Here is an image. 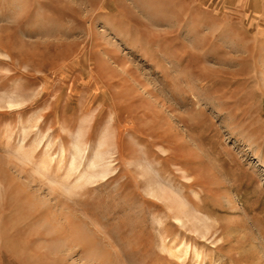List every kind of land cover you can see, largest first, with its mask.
Returning a JSON list of instances; mask_svg holds the SVG:
<instances>
[{
	"label": "rangeland",
	"instance_id": "rangeland-1",
	"mask_svg": "<svg viewBox=\"0 0 264 264\" xmlns=\"http://www.w3.org/2000/svg\"><path fill=\"white\" fill-rule=\"evenodd\" d=\"M19 1L0 0V264H171L184 243L264 264V0ZM166 121L182 156L160 174L201 237L150 184Z\"/></svg>",
	"mask_w": 264,
	"mask_h": 264
},
{
	"label": "bare ground",
	"instance_id": "bare-ground-1",
	"mask_svg": "<svg viewBox=\"0 0 264 264\" xmlns=\"http://www.w3.org/2000/svg\"><path fill=\"white\" fill-rule=\"evenodd\" d=\"M19 1V0H18ZM21 1H23V0H21ZM21 1H19L18 3H20ZM37 2V1H36ZM252 2H253V0H252ZM220 4V3H219ZM232 4V3H231ZM213 5V4H212ZM222 6V5H221ZM257 7V6H256ZM260 7V6H259ZM261 8V7H260ZM219 11V10H218ZM246 13V12H245ZM249 15V14H248ZM234 16V15H233ZM258 16V15H257ZM207 17V16H206ZM243 20V19H242ZM263 20V19H262ZM253 21V20H252ZM250 22V21H249ZM223 24V23H222ZM252 24V23H251ZM198 25V24H197ZM224 25H225V22H224ZM238 26V25H237ZM223 27V26H222ZM241 27V26H240ZM196 28V27H195ZM238 28V27H237ZM252 28V27H251ZM255 28V27H254ZM216 30V29H215ZM238 30H240V29H238ZM195 31H198L197 29H195ZM217 33V32H216ZM252 34V33H251ZM255 34V33H254ZM204 35V34H203ZM206 36V35H205ZM256 36V35H255ZM252 37H254V36H252ZM216 38V37H215ZM239 38V37H238ZM255 38V37H254ZM213 39V38H212ZM241 39V38H240ZM246 39V38H245ZM207 40V39H206ZM205 40V41H206ZM212 41V40H211ZM242 41H245V40H242ZM241 41V42H242ZM207 42V41H206ZM250 42V41H249ZM263 42V41H262ZM244 43V42H243ZM206 44V43H205ZM248 44V43H247ZM244 45H246V44H244ZM243 45V46H244ZM243 46H241V47H243ZM264 46V45H263ZM184 47V46H183ZM203 47V46H202ZM240 48V47H239ZM238 48V49H239ZM256 48V47H255ZM241 49V48H240ZM254 48H252V50H253ZM184 50H185V48H184ZM183 50V51H184ZM261 50V49H260ZM237 51V50H236ZM185 52V51H184ZM262 52H263V50H262ZM247 53V52H246ZM250 53V52H249ZM240 54V53H239ZM248 54V53H247ZM239 56H241V55H239ZM247 56V55H246ZM243 57V56H242ZM191 58H192V56H191ZM199 59V58H198ZM245 60V59H244ZM195 61H196V63H197V60L195 59ZM242 71V70H241ZM207 74V73H206ZM215 76V75H214ZM216 77V76H215ZM245 77V76H244ZM262 90V89H261ZM253 91V90H252ZM263 91V90H262ZM251 92V91H250ZM254 92V91H253ZM245 93V92H244ZM256 93H254V95H255ZM259 94V93H258ZM257 95V94H256ZM255 95V96H256ZM260 95V94H259ZM252 96V95H251ZM261 96V95H260ZM247 95H246V100H247ZM243 99V98H242ZM253 99V98H252ZM263 99V98H262ZM245 100V99H244ZM246 102V101H245ZM8 106H13V105H16V103H13L12 101H9L8 103ZM152 106H154V105H152ZM152 108V107H151ZM162 116V115H161ZM160 117V116H159ZM158 117V118H159ZM163 118V117H162ZM165 119V118H164ZM112 120H113V118L111 117V116H109V120H108V124H107V127H106V129L103 131V133H102V136H101V138H100V142H99V145H98V149L99 148H101V147H106L107 148V151L106 152H104V153H101V151H97L96 152V154H95V156L92 158V159H90L89 160V162H88V164H87V168L89 169V168H92L94 165H96V162L98 161V160H100L102 157H103V155L105 154V153H107V152H111V150L113 149V147H114V144H115V139H114V137H112V130L110 129L111 128V123H112ZM162 121V120H161ZM151 122H152V120H151ZM159 122V121H158ZM156 125H157V123H155ZM160 124V123H159ZM263 125V124H262ZM150 127V126H149ZM162 128H161V130L160 131H158V140L159 141H162V140H164V142L166 141V142H170V144H171V147H174L173 148V151L172 152H169L168 154H166L165 156H159L158 154H155V156H154V159L156 160V162H157V165H159V167L157 166V165H154V166H152V165H149V171H153L157 176V178L155 179V180H153L152 181V183L150 182V184H153V185H155V187L157 188V190L158 191H161L164 195L166 194V191H170V193L172 194V190H173V184L171 183V181H170V179H168V177H166V176H161V174H160V171H161V169H163L164 168V166H165V162H166V160H167V158H169V157H173V158H179V157H181L182 156V154L181 153H179V152H176V148H177V146L179 145L178 144V142H177V140H175V138H174V135H172L171 134V129H172V127L170 126V124H169V122H165V123H163L162 124V126H161ZM146 128V127H145ZM153 128V127H152ZM149 130V129H148ZM151 130V129H150ZM174 131V130H173ZM149 132V131H148ZM79 134V133H78ZM153 134V133H152ZM157 134V133H156ZM176 134V133H175ZM80 135V134H79ZM156 136V135H155ZM176 136V135H175ZM79 138V137H78ZM77 138V139H78ZM134 138H136V137H134ZM155 138H157V136L155 137ZM79 140V139H78ZM147 140V139H146ZM166 142H165V144H166ZM149 143V142H148ZM153 143V142H152ZM182 143V142H181ZM147 144V143H146ZM151 144V143H150ZM150 144H148V145H150ZM158 144V143H157ZM169 144V145H170ZM167 145V144H166ZM153 146V145H152ZM75 147L76 148H78V152H79V147H78V145H77V142H76V145H75ZM184 147V146H183ZM147 148V147H146ZM145 148V149H146ZM157 149H160L161 151H165L163 148H158V147H156ZM182 148V147H181ZM186 148V147H185ZM187 149V148H186ZM145 151V150H144ZM147 151V150H146ZM75 152L76 151H74V154H73V158H74V155H75ZM153 152V151H152ZM158 152V151H157ZM189 152V151H188ZM145 153V152H144ZM159 153V152H158ZM161 153V152H160ZM111 154V153H110ZM146 154V153H145ZM164 155V154H163ZM146 156H147V154H146ZM186 156V155H185ZM105 158L107 157V156H104ZM192 157V156H191ZM191 157H190V159H191ZM109 158V157H108ZM180 159V158H179ZM183 159V158H182ZM188 159V158H187ZM181 161V160H180ZM103 162V161H102ZM108 162V161H107ZM187 162V161H186ZM188 163V162H187ZM99 164H101V162L99 163ZM98 164V165H99ZM190 164V163H189ZM71 166L72 165H74V164H70ZM98 165H97V167H98ZM101 166V165H100ZM99 166V167H100ZM103 166H105V165H103ZM169 166V165H168ZM187 166V165H186ZM185 166V167H186ZM191 166V165H190ZM102 167V166H101ZM100 167V168H101ZM184 167V168H185ZM194 167H196V166H194ZM73 168V167H72ZM179 168V167H178ZM183 168V169H184ZM188 168V167H187ZM204 168V167H203ZM208 168V167H207ZM69 169H70V167H69ZM92 169H95V167L94 168H92ZM174 169V168H173ZM206 169V168H205ZM208 169H210V168H208ZM91 170V169H90ZM193 170V169H192ZM198 170V169H197ZM89 171V170H88ZM97 171V170H96ZM99 171V170H98ZM188 171H189V169H188ZM203 171V170H202ZM141 172V171H140ZM139 172V173H140ZM173 172V171H172ZM187 169H186V171L184 170V171H182V174H183V179L182 180H184V179H186L184 182H181V185L183 186V187H193V186H195V185H197L198 187H200L203 183H204V181H203V178H201V176H195V177H191L190 175H188L187 173ZM191 172H193V171H191ZM190 172V173H191ZM200 172V171H199ZM198 172V173H199ZM106 173H108L107 172V168H104L102 171H100V172H97V173H95L94 171H92V173H88V178H96V177H99V178H103L105 175H106ZM143 173V172H142ZM178 173V172H177ZM179 173H180V171H179ZM211 173V172H210ZM144 174V173H143ZM194 174V173H193ZM200 175H201V173H199ZM211 174H215V173H211ZM151 175V174H150ZM149 175V176H150ZM206 175V174H205ZM109 176V175H108ZM141 176H143V175H141ZM140 176V177H141ZM181 176V175H180ZM179 176V177H180ZM206 177H207V175H206ZM106 178V177H105ZM143 178V177H142ZM209 178H211V177H209ZM212 178H214V177H212ZM216 178V177H215ZM107 179H109V178H107ZM104 180V179H103ZM172 180V179H171ZM207 180V179H206ZM211 180V179H210ZM141 181V180H140ZM146 181V180H145ZM208 181V180H207ZM143 182V181H142ZM145 184H148L149 185V183L147 182V183H145ZM175 186V185H174ZM204 188V187H203ZM206 188V187H205ZM225 188V187H224ZM146 189V188H145ZM196 189V188H195ZM222 189V188H221ZM148 190V189H147ZM154 189H152V191H153ZM156 190V189H155ZM191 192L194 194V195H196L197 193H196V191L195 190H191ZM204 192V191H203ZM149 193V192H148ZM169 193V194H170ZM179 193V192H178ZM148 195V194H147ZM163 195V196H164ZM211 195V194H210ZM150 196V195H149ZM161 196V195H160ZM166 196V195H165ZM170 196V195H169ZM171 196H173V197H170V200L175 204V209L174 210H176V211H174L175 212V214L173 215V220H174V222L175 223H177V224H179V226L181 227V226H184L185 224H186V222L187 223H189L190 224V226L193 228V231H195V235L196 234H199L200 235V237L201 236H204L207 232H208V229L211 227V221H209L210 219H209V217L206 215V214H204L203 212H200V211H198V210H196V209H191V210H186V208H185V205H184V203L183 202H180V201H177V198L175 199L174 198V195L172 194ZM155 197V196H154ZM167 197V196H166ZM166 199V198H165ZM187 199V198H186ZM158 200V199H157ZM193 200V199H192ZM156 201V200H155ZM187 201H188V199H187ZM197 201V200H196ZM199 202V201H198ZM164 203V202H163ZM195 203V202H194ZM172 204V203H171ZM170 206V205H169ZM197 206V205H196ZM172 207V206H171ZM172 210V209H171ZM174 225V224H173ZM216 225V224H215ZM177 227V226H176ZM177 229V228H176ZM179 229V228H178ZM186 230V229H185ZM212 230H214V229H212ZM192 231V232H193ZM210 231V230H209ZM190 232V231H189ZM219 233V232H218ZM219 234H221V233H219ZM199 235H196V236H198L199 237ZM177 236V235H176ZM216 236V235H215ZM219 236V235H218ZM190 237H192V236H190ZM206 237V236H205ZM213 237V236H212ZM212 237H211V239H212ZM176 238V237H175ZM208 238V237H207ZM215 238V237H214ZM210 239V240H211ZM195 241H196V239H195ZM220 242V241H219ZM176 243V242H175ZM221 243V242H220ZM218 244V243H217ZM162 248V247H161ZM161 248H159V249H161ZM191 247L189 246V245H187V244H183L181 247H176V246H163V250H165L166 252H168L170 255L169 256H172V258H174L173 260H175V263H173V262H171V264H187L188 262H189V258H190V255H191V253H192V255L195 257V259L196 260H198V262L197 263H195V264H200V260H201V256L199 257V254H198V251H197V248H195V247H193L192 248V250L190 249ZM201 255V254H200ZM203 257V256H202ZM167 261H170V259H167ZM172 261V260H171Z\"/></svg>",
	"mask_w": 264,
	"mask_h": 264
}]
</instances>
